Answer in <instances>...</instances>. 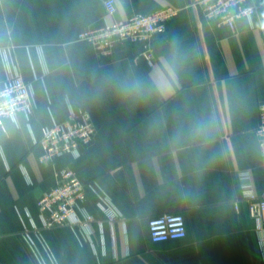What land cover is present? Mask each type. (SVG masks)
Wrapping results in <instances>:
<instances>
[{
	"label": "crops",
	"instance_id": "1",
	"mask_svg": "<svg viewBox=\"0 0 264 264\" xmlns=\"http://www.w3.org/2000/svg\"><path fill=\"white\" fill-rule=\"evenodd\" d=\"M105 1L0 0V87L5 50L34 90L29 120L0 123V264H261L239 173L263 192L264 4L231 27L195 0H115L111 16ZM166 6L179 13L153 41L152 66L144 43H117L103 58L77 39ZM81 108L95 123L93 142L78 158L41 163L43 127ZM62 167L95 181L122 217L105 226L104 243L96 224L92 241L67 225L31 231L36 256L27 212L38 221ZM87 195L86 209L103 217ZM166 212L184 214L187 236L154 242L148 221Z\"/></svg>",
	"mask_w": 264,
	"mask_h": 264
},
{
	"label": "built area",
	"instance_id": "2",
	"mask_svg": "<svg viewBox=\"0 0 264 264\" xmlns=\"http://www.w3.org/2000/svg\"><path fill=\"white\" fill-rule=\"evenodd\" d=\"M195 4L201 8L207 18L233 27L238 18L256 16L264 0H195ZM105 5L109 16L116 12L115 0H106ZM178 13L177 7L166 6L149 14H136L122 20L107 21L102 26L81 30L77 39L92 44L99 57L103 58L111 53L117 43H144L143 55L152 66L155 58L153 41L166 33L168 22ZM4 64L7 75L0 87V123L2 124L7 118L16 120L20 113L29 120L34 108L33 87L25 81L19 68L5 50ZM96 132L95 123L86 108L71 109L65 120H52L50 125L43 127L42 135L38 140L43 149L40 162L51 164L65 155L78 158L83 148L93 142ZM257 135L264 165V100L260 104ZM56 177L55 185L44 192L38 201V221L27 212L30 227L26 229L24 237L31 251L36 256L40 255L29 232H39L41 229H51L61 225L78 229L92 241L96 224L104 243L105 226L108 225L112 230L114 222L122 217L116 205L95 181H82L70 167L59 168ZM239 178L242 182L241 199L247 201L248 211L255 221L261 264H264V190L261 194L253 190L251 174L248 170L240 172ZM87 188L97 195L103 217L97 218L86 209ZM236 207L238 208L239 205ZM148 227L154 242L187 236V223L181 212H166L153 216L148 221ZM112 236L114 237L113 231Z\"/></svg>",
	"mask_w": 264,
	"mask_h": 264
}]
</instances>
